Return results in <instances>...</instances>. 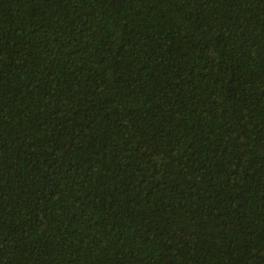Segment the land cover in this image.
Here are the masks:
<instances>
[{
    "label": "trees",
    "instance_id": "obj_1",
    "mask_svg": "<svg viewBox=\"0 0 264 264\" xmlns=\"http://www.w3.org/2000/svg\"><path fill=\"white\" fill-rule=\"evenodd\" d=\"M0 264H264V0H0Z\"/></svg>",
    "mask_w": 264,
    "mask_h": 264
}]
</instances>
